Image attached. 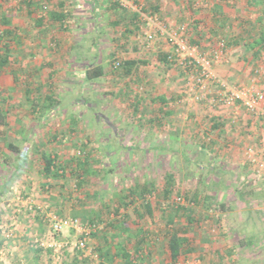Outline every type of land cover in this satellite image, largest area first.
<instances>
[{
	"label": "rangeland",
	"instance_id": "rangeland-1",
	"mask_svg": "<svg viewBox=\"0 0 264 264\" xmlns=\"http://www.w3.org/2000/svg\"><path fill=\"white\" fill-rule=\"evenodd\" d=\"M122 1L123 7L116 8L121 13L116 15L104 13V8L90 6L89 0H45L34 10L32 6L31 12L23 0H0V30L4 28L2 16H7L18 34L15 39L5 38L0 44V63L6 57L3 44L8 41L10 45L9 56L3 66L0 64V115L4 119L0 124V186L6 182L4 196L11 192L9 198L0 197L1 222L8 224L13 216L17 219L13 237H5L0 232V264H123L120 258L100 255L98 247L106 245L110 254L114 252L120 239H113V230L106 223L117 224V220H124L132 225L137 220L133 209H142L143 200L129 196L125 199L129 206H124L122 196L135 183L149 181L154 182L155 194L147 195L155 206L154 216L138 219L151 233L148 235V250L144 252L145 264H238L243 253H249L251 261L241 264H264V186L261 173L256 171L259 182L255 202L261 211L253 215L255 224L250 231L257 244L247 252L246 248L236 245L238 237L244 234L238 224L239 216L223 215L217 207L221 201L218 192L223 190L221 182L226 179L234 188L232 182L236 168L229 163L202 166L199 150L182 141L177 144L168 142L166 132H162L161 142H167L148 146L145 150L143 146L138 149L137 145L131 144L125 149L121 143V138L133 135L132 126L137 119L132 117L128 120L129 115H137L142 110L146 114L152 111V102L138 107L136 101L144 95L152 96L157 88L151 83L135 80L136 75H144L143 69L139 68L130 78L132 87L129 91L127 87L130 85L124 84L123 69H114L113 64L136 58L145 61L139 66H150L152 71H158V75L162 73L157 67L159 60L153 53L154 48L156 51L165 48L166 53L171 54L175 47L158 26L173 29L185 25L184 37L199 45L200 51L213 54V67L224 57L226 45L223 54L220 53L224 40L216 38L209 18H205L202 24L203 38L195 39L189 35L185 21L168 23L149 13L144 15L146 24L141 31L123 33L128 24L121 21L128 20L130 12L146 11L130 0ZM213 1L207 3L203 0L200 7L191 5L188 14L203 15L211 9ZM237 7L235 4L231 9ZM61 9L68 15L64 27L51 17L53 12ZM245 9L249 10L248 7ZM240 14L251 18L248 11ZM39 18L43 19L41 24ZM116 18L120 22H113ZM239 26L244 28L238 22L237 28ZM209 34L212 36L206 38ZM138 47L145 53H137L142 50ZM99 65L104 67L105 75L87 79L86 70ZM172 66L179 65L173 63ZM260 66L264 68V63ZM151 70L146 73L150 75ZM184 73L187 94H198V88L189 91L187 83L190 79ZM255 73L245 72V76L235 78L236 82H229L246 86L255 82L257 85ZM258 76L264 80V74L259 73ZM160 86L167 84L160 82ZM210 87L218 88L208 82L205 90ZM47 95L58 101L55 106L46 105ZM149 122L146 116L145 123ZM138 136L135 133L133 138ZM8 140L19 144L21 150L18 154L9 151ZM250 147L246 148L247 153ZM259 147L262 150L264 145ZM253 148L257 150V147ZM43 152L57 156L58 164H63L66 169L63 177L43 174ZM85 157L89 159L91 172H78V161ZM259 158L263 160L264 157L261 155ZM169 172L175 175L176 191L166 201L167 204L159 207L157 202L164 199H160L158 193L162 191L164 176ZM78 173L83 177L80 178ZM8 183L13 185L12 188ZM196 194H214L216 204L207 210L193 202ZM227 196L231 202L235 195L231 190ZM5 200L7 204L3 203ZM177 206H183L185 210L169 225L167 215L173 214ZM14 210H17L15 215ZM189 212L194 217L191 224L187 219ZM49 213L77 217L84 225L87 220H94L101 226L99 237L91 234L82 236L74 230L55 234L47 216ZM205 214L208 216L204 217ZM173 227H178L181 236L189 239L188 250L176 262L171 260L168 250L167 231ZM104 234L109 237L108 243L104 242ZM54 241L68 242L69 245L55 254L50 247Z\"/></svg>",
	"mask_w": 264,
	"mask_h": 264
},
{
	"label": "crops",
	"instance_id": "crops-1",
	"mask_svg": "<svg viewBox=\"0 0 264 264\" xmlns=\"http://www.w3.org/2000/svg\"><path fill=\"white\" fill-rule=\"evenodd\" d=\"M205 1L209 3V0ZM129 2H134L138 6L144 7L146 12L140 10L130 12L128 14L129 19L121 21L125 25L128 24L122 30L123 33L141 31L146 24L144 15L149 13L163 18L168 23L185 21L188 25L189 35L195 39H202L204 19H211L212 29L216 38L223 40L233 36V38H238L241 41L240 44L226 46L224 57L217 61L214 66L217 73L232 83L236 82L235 78L240 75L245 76V72L254 71L257 74L258 83L256 85L253 82L252 85L264 92V80L261 81V76H258V72L264 69L260 66L264 63V50H261V52H256L258 48L255 49L256 51L254 49L248 50L246 43L251 38L243 31L246 29L247 33H249L257 27V23L263 19L261 8L249 6L246 0H214L209 11L204 12L203 15H195L188 14L191 5L192 7H200L204 3L203 0H130ZM88 4L93 7L104 8L103 11L106 14L114 13L116 15L121 13L116 8L123 7L122 0H89ZM235 4L238 6L237 9L239 11L235 8L231 9ZM247 7L249 10L245 9ZM242 11H248L251 14V18L240 14ZM245 21H247L245 29L240 28V26L237 28L238 22L243 23ZM113 22L117 23L120 21L116 18ZM211 36L209 34L206 38ZM141 49L137 53H145V50ZM154 49L153 53L158 56L159 60L157 67L162 73L158 75V71L157 73L155 70L152 71L150 66H139L140 64L134 67L131 74H126L125 71L122 72L125 78L124 84L126 86L130 85V87H127L130 91L132 87L130 78L137 69L142 68L144 75H136L135 80L142 83H151L152 86H156L157 92L153 91L152 96H148L149 98L144 95L143 98H140L141 102L140 100L136 101L138 107L152 102V111L150 114H146L142 110L137 115L134 113L129 115L128 120L132 117L137 119L136 124L132 126V131L133 135L138 133L139 136L133 138V135H127V138H121V143L125 145V149L131 144L137 145L138 149L143 146V150H145L148 146L167 142H161L162 132H166L169 136L168 142L177 144V142L182 141L199 150L202 156L198 158L201 159L202 166L215 167L223 163L225 165L229 163L230 166L236 168V174L232 182L234 188L230 187L231 182L226 181V179L221 182L223 190L218 192L219 198H221L219 213L239 216L238 224L241 225L244 234L238 237L236 245L242 249L246 248L245 251L249 252L257 244L254 241L255 236L250 233L255 224L253 215L258 214L256 212L261 210L255 206L258 190H256V187L258 188L259 182L257 181L259 178L256 173L258 164L253 161V157L247 153L246 148L253 146L257 147L259 151V146L264 145V116H252L244 106L239 104H225L219 98L218 88L216 90L211 89L212 86L205 91L196 87V89L198 88V94H187L186 89H184L186 87L184 84L186 76L183 68L178 66L181 68L179 69L161 60L163 54H166L165 48H160L157 51L156 48ZM254 52L261 54L258 57H254V54H256ZM148 70L152 71L150 75L146 73ZM160 82H164L167 86L161 87ZM120 89L122 90L123 87ZM146 116L150 121L147 124L145 123ZM165 125H167L166 128H164ZM10 143L14 147H8ZM6 145L9 151H15L16 154L21 150L19 144H16L15 141L8 140ZM5 150L7 153L9 152L7 149ZM16 156L14 157L16 158ZM260 156L255 158L260 161ZM1 160L3 161L4 159L2 158ZM259 175H263L261 183L264 186V173L262 172ZM2 183V186H0V197L9 198L11 192H7L4 196L5 190L3 188L6 182ZM8 186L12 188L13 185L8 183ZM231 190L235 196L232 197L233 200L230 202L227 199V193ZM3 203L7 204V200ZM248 254L245 255L243 253V258L238 260V264L244 261L250 262Z\"/></svg>",
	"mask_w": 264,
	"mask_h": 264
},
{
	"label": "trees",
	"instance_id": "trees-1",
	"mask_svg": "<svg viewBox=\"0 0 264 264\" xmlns=\"http://www.w3.org/2000/svg\"><path fill=\"white\" fill-rule=\"evenodd\" d=\"M25 1L26 5L28 6L29 12L32 11L31 7L34 6L33 10L36 9L38 6H40L45 0H23ZM247 4L249 6H255L256 8H261L263 19L257 23V27L254 30H251L249 33H247L246 29L243 30L246 35L250 36L251 40L246 43L247 49H257L256 52H261V50H264V0H246ZM37 2V3H35ZM62 1L60 2V4ZM36 4V5H33ZM42 6V5H41ZM235 6V5H234ZM233 6V7H234ZM63 7V6H61ZM52 19L55 23L59 24L60 27H64L65 21L68 18V15L66 12H64L62 9L55 11L51 14ZM39 24L43 21V19H38ZM2 24L4 26L3 30H0V44L6 39H15L17 37V31L15 27L10 23V20L7 16H2ZM247 24L245 22L241 23V26L246 27ZM231 26V25H230ZM257 36V37H256ZM224 40V44L226 46L235 45L237 43H241V41L238 40V38H233V36H230ZM196 43V42H195ZM4 53L6 57L9 55L7 53L10 52L9 48V42H5L4 44ZM254 52V53H256ZM261 53L254 54V57H258ZM168 53L163 54L161 57V60L165 63L173 64L176 62H173L169 60ZM4 58V60L6 59ZM3 59V58H2ZM2 61L0 64L3 66V63L5 61ZM119 64H113V68H122L123 71H125L126 74H131L134 67L138 64L145 63V61L141 59H126L125 61H118ZM85 75L87 79H94L103 77L105 75L104 67L99 66H93L92 68H89L86 70ZM58 101L55 100V98L52 95H47L45 103L49 107L55 106V104ZM45 105V106H46ZM4 123L3 116L0 115V124ZM13 144H8V147H12ZM14 147V146H13ZM42 159H43V174H45L47 177H63L64 173L66 172L65 167L58 164L57 156L51 155L50 153L43 152L42 153ZM79 171H83L86 173L91 172V168L88 166L89 159L87 157L84 158V160H79ZM79 177L81 176L80 173H78ZM83 177V176H82ZM80 177V178H82ZM175 175L171 172L166 174L164 176V186L162 191L158 193V196L160 199H164L162 202H157L159 207H163V204L168 201V199L171 197V195L176 191V184H175ZM154 189V182H145L135 183L134 187H131L130 190L123 194L122 198V205L129 206V202L126 201L129 196L133 198H141L143 200L142 202V209L140 207H136L133 209L134 214L137 216V220L132 224L126 223L124 220L120 221L117 220L115 222H107V227H110L113 230L112 237L119 238L120 240L117 242V244L114 247V252L110 254V249L108 246L103 245L104 247H98V250L100 251V255L104 256V254H109L111 257H117L120 258L123 264H145V254L144 252L148 250L149 242H148V235L151 233L148 232L145 227L139 223L138 219H143L146 216H150L153 218L155 206L153 202L147 198V195H151L152 193L155 194L153 191ZM194 203L201 204L205 207V209L210 210L212 209L211 206L216 204V198L214 194H196L194 199ZM167 204V203H166ZM162 205V206H161ZM220 205V204H219ZM219 205L217 206L219 208ZM164 210V209H163ZM185 208L183 206H177V208L174 210L175 212L173 214L167 215L166 221L168 224L174 223L175 218L179 213H181ZM117 214V213H116ZM204 217L208 216V214L203 215ZM188 222L191 224L194 221V217L190 214V212L187 214ZM97 223L94 220H87L86 226L89 225V223ZM106 226V225H105ZM104 226V227H105ZM99 230L91 232V235L94 237H99ZM168 234V250L170 252V258L173 262H176L183 254L186 253L188 250L189 245V239H187L185 236H181L179 228H170L167 231ZM121 236V237H120ZM122 238V239H121ZM104 242H109V237L104 234ZM143 253V254H142ZM148 255V254H147Z\"/></svg>",
	"mask_w": 264,
	"mask_h": 264
},
{
	"label": "built area",
	"instance_id": "built-area-1",
	"mask_svg": "<svg viewBox=\"0 0 264 264\" xmlns=\"http://www.w3.org/2000/svg\"><path fill=\"white\" fill-rule=\"evenodd\" d=\"M150 22L155 24L152 19H150ZM158 27L161 33L168 36L175 47L174 51L169 55V60L176 62L188 74L190 79L188 82L189 91L194 90L196 86L205 90L208 87V82H211L218 87L219 98L225 104H239L244 106L252 116H264V92L254 85L231 84L221 77L213 67V54L210 55L200 51L199 45L189 42L184 37L187 29L185 25H180L173 29H166L162 26ZM224 50L225 44H222L220 53L223 54ZM116 64L119 63L117 62ZM258 73L264 74V69ZM259 151H261L260 154L264 157V147ZM259 151L253 147L248 149V153L253 157V161L258 164L256 171L262 173L264 172V158L260 161H258V158H255L256 156L258 157ZM16 213L17 210H14L13 214L15 215ZM47 216L50 220L51 229L55 234H61L65 230H74L79 235L87 236L91 232L101 229L100 224L90 223L86 226L77 217L58 216L54 213H49ZM16 221V217L13 216V219L8 224H3L0 212V232L5 237H13L17 229ZM67 245H69L68 242L59 243L54 241L50 244V247L56 254Z\"/></svg>",
	"mask_w": 264,
	"mask_h": 264
}]
</instances>
